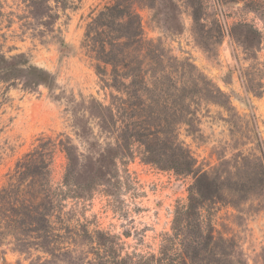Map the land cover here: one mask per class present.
Masks as SVG:
<instances>
[{
    "label": "rangeland",
    "instance_id": "374dc122",
    "mask_svg": "<svg viewBox=\"0 0 264 264\" xmlns=\"http://www.w3.org/2000/svg\"><path fill=\"white\" fill-rule=\"evenodd\" d=\"M264 0H0V264H264Z\"/></svg>",
    "mask_w": 264,
    "mask_h": 264
},
{
    "label": "trees",
    "instance_id": "16d2710c",
    "mask_svg": "<svg viewBox=\"0 0 264 264\" xmlns=\"http://www.w3.org/2000/svg\"><path fill=\"white\" fill-rule=\"evenodd\" d=\"M260 13L264 16V9H260Z\"/></svg>",
    "mask_w": 264,
    "mask_h": 264
}]
</instances>
